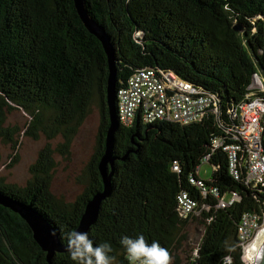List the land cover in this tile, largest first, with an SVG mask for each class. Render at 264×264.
Instances as JSON below:
<instances>
[{"label":"trees","instance_id":"1","mask_svg":"<svg viewBox=\"0 0 264 264\" xmlns=\"http://www.w3.org/2000/svg\"><path fill=\"white\" fill-rule=\"evenodd\" d=\"M89 17L105 32L116 61V90L138 70L170 71L199 92L214 95L218 112L197 123H153L119 127L114 136L112 191L100 205L88 235L94 245L109 243L113 264H128L120 241L143 235L158 241L181 264L183 229L194 223L200 238L186 264H244L236 230L246 212L264 211V187L234 180L226 154L211 142L227 141L237 121L232 112L249 91L252 75L264 79V0H84ZM240 30L235 31L234 26ZM107 59L101 43L83 26L73 0H0V142L16 148L17 127L8 115L28 117L24 135L46 144L28 168L24 185L0 178V195L31 204L67 243L91 197L102 191L98 163L109 128L106 103ZM97 114L92 152L79 175L82 191L70 202L51 191L54 154L69 155L90 114ZM61 143L52 149L49 142ZM210 155V179L238 201L224 209L201 197L189 181ZM17 162V156L11 164ZM173 164L177 171H173ZM187 194L196 209L179 217L177 196ZM0 264H76L68 252L50 262L28 225L0 206Z\"/></svg>","mask_w":264,"mask_h":264},{"label":"built area","instance_id":"2","mask_svg":"<svg viewBox=\"0 0 264 264\" xmlns=\"http://www.w3.org/2000/svg\"><path fill=\"white\" fill-rule=\"evenodd\" d=\"M249 93L240 102L237 112H232L237 121L226 132L227 141L216 138L211 142V152L222 150L226 154L228 173L234 180L240 176L239 167L245 168L243 183L247 187H264V79L252 75ZM115 106L121 127H131L133 123L147 125L153 123H178L189 125L200 122L212 112H218V100L214 95L199 92L190 83L170 71L151 68L136 71L116 92ZM210 155L201 162L207 163ZM199 167V166H198ZM196 173H199V169ZM173 171H177L175 165ZM189 181L196 186L204 199L207 195L216 199V208L224 209L238 201L236 193L229 199L220 196L216 188H205L201 179L190 176ZM197 205L187 194L177 196L179 217L186 219ZM264 229V211L246 212L241 215L236 235L242 251V260L249 262L247 253ZM261 248V246H260Z\"/></svg>","mask_w":264,"mask_h":264},{"label":"rangeland","instance_id":"3","mask_svg":"<svg viewBox=\"0 0 264 264\" xmlns=\"http://www.w3.org/2000/svg\"><path fill=\"white\" fill-rule=\"evenodd\" d=\"M97 120V114L93 111L69 147L68 156L54 154L56 166L51 181V191L56 196L62 197L66 202L72 201L82 191L83 187L80 185L78 177L92 152ZM27 122V115L21 111H13L8 115L6 124L9 127L18 128V134L14 137L17 143L16 149L11 151L10 145L0 142V178L5 179L7 183L20 186L24 185L29 178L28 168L34 162L37 152L46 144L42 137L38 140H33L24 135V128ZM49 143L51 148L54 149L61 141L57 139ZM14 156H17V162L11 164ZM198 169L201 179H210L212 174L210 165L201 162ZM182 234L185 236V241L180 244L178 257L181 264H186V256L191 255L192 248L200 238V227H197L194 223H189L183 229ZM246 264L249 263L246 262Z\"/></svg>","mask_w":264,"mask_h":264},{"label":"water","instance_id":"4","mask_svg":"<svg viewBox=\"0 0 264 264\" xmlns=\"http://www.w3.org/2000/svg\"><path fill=\"white\" fill-rule=\"evenodd\" d=\"M76 12L85 29L101 43L107 59V81H106V103L109 117V128L105 137V150L98 163V173L102 181V191L95 193L85 205L84 212L74 231L88 232L89 228L96 222L101 203L110 196L112 191L111 178L114 162L119 159L113 155L114 136L119 128L116 99V61L114 52L109 44V39L103 29L88 15L84 0H73ZM235 31L240 26H234ZM0 206L17 214L30 228L32 237L40 249L46 253V261L50 262L55 253H65L67 243H63L59 233L49 224L42 215L28 203H23L9 196L0 195ZM55 235H52V233ZM256 264H264V243L260 257Z\"/></svg>","mask_w":264,"mask_h":264},{"label":"clouds","instance_id":"5","mask_svg":"<svg viewBox=\"0 0 264 264\" xmlns=\"http://www.w3.org/2000/svg\"><path fill=\"white\" fill-rule=\"evenodd\" d=\"M198 178L201 179L199 175ZM52 235L55 233L53 232ZM66 240L70 259L76 264H113L115 260V257L109 255L112 252L109 243L94 245L86 232L71 231L67 233ZM120 243L125 250L128 264H172L170 252L158 241L149 244L144 236L140 235L135 239L124 236ZM263 243L264 240L260 244V250Z\"/></svg>","mask_w":264,"mask_h":264},{"label":"bare ground","instance_id":"6","mask_svg":"<svg viewBox=\"0 0 264 264\" xmlns=\"http://www.w3.org/2000/svg\"><path fill=\"white\" fill-rule=\"evenodd\" d=\"M174 166H175V164H173V167ZM263 240H264V229L258 235V239H257L256 243L251 245V247L249 248V251L247 253L249 264H256L258 262V259H259L260 254H261L260 244H262Z\"/></svg>","mask_w":264,"mask_h":264}]
</instances>
